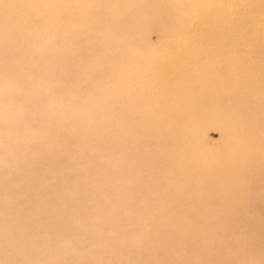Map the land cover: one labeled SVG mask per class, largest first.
Returning a JSON list of instances; mask_svg holds the SVG:
<instances>
[{
  "label": "rangeland",
  "instance_id": "1",
  "mask_svg": "<svg viewBox=\"0 0 264 264\" xmlns=\"http://www.w3.org/2000/svg\"><path fill=\"white\" fill-rule=\"evenodd\" d=\"M229 1L241 5L244 0ZM214 3L215 0H0V178L12 181L13 168L29 171L37 150L53 140L64 142L66 125L81 110L90 115L92 123L108 114L117 121L150 120L161 113L160 103L171 102L161 113L166 122L197 123L204 134H192L199 137L206 154L224 156L231 146L224 145L216 120L209 124L204 118L211 119L213 112L222 111L227 123L237 121L235 115L226 113L227 108L232 110L237 105V98L225 96L233 82L230 75L227 79L221 75V70L232 68L222 63L230 42L220 40L228 30V20L222 18L228 11L222 6L226 2L220 9ZM217 13L221 16L218 22ZM195 70L205 71L216 81L223 78V87L215 83L202 87L198 95L204 97L205 104L203 100L197 102L199 96L190 94L182 84ZM256 85L262 96L257 95L263 98L264 82ZM209 94L221 97V102H213ZM177 98L188 102L179 110L174 104ZM152 101L156 102L152 108L137 114L139 104ZM191 101L196 106L189 104ZM76 121L81 124L82 119ZM244 126L249 131L250 127L257 129L250 134L256 139L264 137V122L249 120L244 121ZM245 148L252 151L256 146L253 143ZM88 153L82 155L87 157ZM73 155L66 157L68 167L81 160L80 154ZM115 160L114 172L122 177L110 183L118 193L105 210L114 209L118 214L103 221L106 213L98 209L100 213H89L81 223L74 224L71 233L47 232L44 225L36 232L40 220L33 216V206L21 210L24 203L11 202L13 194H5L0 187V222L6 230L12 222L21 224L26 232L4 235L6 230L0 229V264H165L168 254L173 255L167 261L172 264L174 257L185 256V251H177L172 245L176 244L174 235L184 230H163V222H185L193 225L192 230L202 232L207 231L204 226L210 222L205 215L239 213L237 208L221 205L173 206L168 199L174 198L175 187L162 169L163 160L159 161L161 171L142 185L135 184V159ZM164 198L166 203L161 202ZM74 208L75 204L71 210ZM20 211L23 213L18 216ZM161 211L172 214L173 221L158 215ZM29 238L36 239L31 246L25 242ZM165 241L172 244H162ZM38 249L37 254L28 256ZM238 263L256 264L245 260Z\"/></svg>",
  "mask_w": 264,
  "mask_h": 264
},
{
  "label": "bare ground",
  "instance_id": "2",
  "mask_svg": "<svg viewBox=\"0 0 264 264\" xmlns=\"http://www.w3.org/2000/svg\"><path fill=\"white\" fill-rule=\"evenodd\" d=\"M225 2L226 5H222ZM214 5L216 9L224 6L228 11L227 16H222L228 20V30L220 40L230 42L226 46L227 56L222 63L232 68L221 70L224 73L221 75L224 79L230 75V81L233 82L230 94L228 92L225 96L237 98V105L232 110L227 108L226 113H229L228 116L232 114L231 117L235 115L233 118L237 121L233 125L227 123L222 111L216 114L213 112L211 119L208 116L204 118L210 121L209 124L216 120L217 125L221 127L224 145L231 146L226 149L225 155L206 154V147L197 135L192 134H204V129L197 123L166 122L167 119L161 116V113L169 107L167 103L171 102L160 103L158 109L161 113L150 120L129 118L117 121L113 114H108L99 116L95 123H92L93 119H90L85 110L78 111L75 119L66 125L64 142L53 140L48 146L37 150L34 153L36 161L29 171L23 172L13 168L12 181L0 178V187L5 194H13L14 199H10L11 202L24 203L21 209L24 211L33 206V216L40 220L36 232L44 225L43 228L47 232L61 230L71 233L74 224L81 223L89 213H100L98 209L106 213L103 221L116 217L117 210H105L109 206L108 202L118 193L110 183L122 177V174L115 173V166L112 164L115 159L118 161L131 157L138 162L134 171L136 185L146 184L151 176L158 174L161 171L159 161L163 160L162 169L167 172L171 186L175 187L174 198L168 199L173 202V206L177 203H191L206 208L221 205L231 209L237 208L239 212L230 215L216 212L205 215L204 218L207 217L210 222L204 226L207 231L202 232L192 230L193 225L185 222H163V230H184L174 235L175 245L171 241L162 243H170L177 251H185L182 252L185 256L174 257L172 264H239L238 260L264 264V137L256 139V135L253 137L250 134H255L257 129L250 127L249 131L244 126V121L264 122V97L260 98L258 95L261 94H258L254 87L257 82H264V2L244 0L241 5H236L231 4L229 0H215ZM220 19L221 16L217 13L216 22ZM222 77L219 79L223 80ZM204 78L208 80H203ZM216 79L206 75L205 71L195 70L190 76H186L182 84L190 94L198 95L203 92L204 85L215 83L221 87V80ZM198 96L200 98L201 95ZM208 96L213 102H221V97L212 94ZM202 100L205 104L204 97L197 102ZM227 101L229 104V99ZM192 102L194 101L189 104ZM187 103L177 98L174 104L179 110ZM155 104V101L139 104L136 112L143 114ZM175 105L170 104V107L175 108ZM191 105L196 106V103ZM131 110L129 112L133 113ZM111 112L116 113L115 110ZM79 118L85 123L78 124L76 120ZM239 120L242 121L241 125H238ZM239 126L240 129H236ZM128 128L131 130L125 131ZM68 142L73 145L70 146ZM56 143L58 144L53 147ZM253 143L256 149L246 150L245 146ZM90 148L93 149L89 150ZM104 151L109 154H100ZM84 152H89L87 157L82 155ZM70 154H74L72 157L80 154L81 160L68 167L69 160L66 157ZM165 158L170 161L164 162ZM20 171L22 176L19 175ZM155 186H161V183H156ZM165 199L161 202L166 203ZM28 203L30 205H26ZM74 204L75 208L71 210ZM22 213L20 211L18 216ZM158 215L173 221L170 213L161 211ZM59 218L62 222L58 221ZM13 224L6 230V226L0 222L1 232L6 230L3 233L5 235L20 231L25 235L21 224H15L17 229ZM34 240L36 239L29 238L25 242L31 246ZM39 250L28 256L37 254ZM14 256L16 258L17 254ZM172 257V254H168L165 264H168V259ZM75 262L77 263V259Z\"/></svg>",
  "mask_w": 264,
  "mask_h": 264
}]
</instances>
